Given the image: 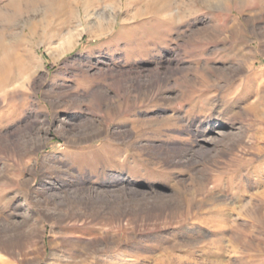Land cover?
<instances>
[{
    "label": "rangeland",
    "instance_id": "rangeland-1",
    "mask_svg": "<svg viewBox=\"0 0 264 264\" xmlns=\"http://www.w3.org/2000/svg\"><path fill=\"white\" fill-rule=\"evenodd\" d=\"M13 10L0 264H264V0Z\"/></svg>",
    "mask_w": 264,
    "mask_h": 264
},
{
    "label": "bare ground",
    "instance_id": "bare-ground-1",
    "mask_svg": "<svg viewBox=\"0 0 264 264\" xmlns=\"http://www.w3.org/2000/svg\"><path fill=\"white\" fill-rule=\"evenodd\" d=\"M15 3H16V1L13 3L14 5H15ZM17 4V3H16ZM19 5V4H18ZM48 5V4H47ZM30 7H32V6H30ZM29 7V8H30ZM28 8V9H29ZM16 9V8H15ZM22 9V8H21ZM27 9V10H28ZM31 10V9H30ZM22 13H24V12H22ZM19 14H20V11H19ZM18 10H13V13H11L10 15L9 14H7V13H5V12H0V73H1V71H2V69H3V67L6 65V63L8 62V60H9V57L10 56H8V54H10V53H8V52H6V51H8L7 50V48L8 47H6V45H5V42H6V40L5 39H7L8 37H6L7 36V32L9 31V30H12V29H15L16 30V27H17V24H18ZM23 17V16H22ZM29 23V22H28ZM25 29V28H24ZM26 30V29H25ZM25 30H23L25 33H26V31ZM28 31V30H27ZM102 31V30H101ZM28 33V32H27ZM26 33V34H27ZM12 34V33H11ZM10 34V35H11ZM23 34V33H22ZM29 34H32V32L30 31V33ZM29 34H27V35H29ZM76 33L75 32H71V33H69L68 34V36L66 37V38H64L61 42H60V47L61 48H66V47H68V48H70V46H72V43H73V41H74V39L76 38V35H75ZM9 35V34H8ZM17 35V34H16ZM13 36V35H12ZM13 39H15V38H13ZM19 39H20V37H19ZM15 41V40H14ZM20 41V40H19ZM21 42V41H20ZM9 43V42H8ZM13 45H14V47L17 45L16 43H13ZM7 46H9L10 47V45H7ZM59 47V46H58ZM12 48V47H11ZM12 50V49H11ZM65 50V49H64ZM10 52V51H9ZM8 53V54H7ZM12 54V53H11ZM12 55H14V54H12ZM19 58V57H18ZM17 59V58H16ZM16 59L14 60V61H16ZM26 61V60H25Z\"/></svg>",
    "mask_w": 264,
    "mask_h": 264
},
{
    "label": "crops",
    "instance_id": "crops-1",
    "mask_svg": "<svg viewBox=\"0 0 264 264\" xmlns=\"http://www.w3.org/2000/svg\"><path fill=\"white\" fill-rule=\"evenodd\" d=\"M87 142L85 141L84 144H86ZM82 144V143H81ZM98 151L99 153H101L103 156H104V160H107V161H110L111 157L109 155V153H112L110 152L109 149H105V148H98ZM86 153L83 154V155H87L89 154L90 152L89 151H85Z\"/></svg>",
    "mask_w": 264,
    "mask_h": 264
}]
</instances>
